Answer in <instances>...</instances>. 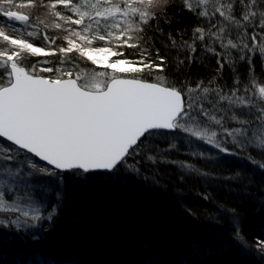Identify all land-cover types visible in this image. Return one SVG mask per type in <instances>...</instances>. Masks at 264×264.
<instances>
[{
	"label": "snow or ice",
	"instance_id": "6c2138e0",
	"mask_svg": "<svg viewBox=\"0 0 264 264\" xmlns=\"http://www.w3.org/2000/svg\"><path fill=\"white\" fill-rule=\"evenodd\" d=\"M165 4L0 0V20L11 22L0 24V227L15 229L0 243L10 245L22 231L53 221L64 206L94 195L101 180L123 186L121 170L138 176L143 164H162L175 167L181 181L220 179L172 156L218 160L200 145L264 171V77L254 74L252 63L259 54L264 66V0H183L204 23L188 39L186 31H177L179 40L167 34L164 47L177 53V70L193 63L199 48L216 58L219 72L231 69L230 86L215 76L194 86L169 80L168 56L157 49L153 59L144 46L152 40L147 31L155 27L156 10ZM238 62L249 65L243 80ZM242 172L223 179L244 183ZM70 179L77 182L71 193ZM203 198L211 197L205 192ZM217 207L228 213L233 241L264 258V239L249 244L236 210ZM72 219L82 222L78 215ZM209 222L219 218L210 215ZM27 234L41 239L37 232ZM158 238L165 240L163 233ZM139 243L142 250L152 244ZM187 247L193 254L216 252L210 237Z\"/></svg>",
	"mask_w": 264,
	"mask_h": 264
},
{
	"label": "trees",
	"instance_id": "16d2710c",
	"mask_svg": "<svg viewBox=\"0 0 264 264\" xmlns=\"http://www.w3.org/2000/svg\"><path fill=\"white\" fill-rule=\"evenodd\" d=\"M156 11L157 18L152 22L155 27L147 31L152 40L144 46L150 48L153 59L157 49L168 56L169 80H187L194 86L199 80L206 82L215 76L220 84L230 86L233 72L227 65L219 72L211 54L198 48L196 60L191 64L186 61L177 70L172 60L177 53L165 49L168 33L179 40L177 31H186L184 38L188 39L193 27L204 23L184 7L183 0H167ZM4 23L11 24L0 20V24ZM252 63L254 74L264 77L259 54L254 55ZM235 69L242 80L248 77L246 62H238ZM200 149L214 153L218 160L205 162L175 153L172 156L192 160L220 179L202 181L190 177L181 181L175 167L162 164H143L138 176L121 170L125 177L123 186L112 187L106 179L101 180L94 195L76 206H64L53 221H42L38 228L22 231L10 245L0 243V264H41L42 260L50 264H264L259 253L245 252L233 241L235 229L228 213L217 207L236 210L249 244L257 238L264 239V171L246 160L216 153L206 145H200ZM236 169H243L244 183L223 179ZM66 183L71 193L77 182L70 179ZM205 192L210 199L203 198ZM73 215L82 222L74 223ZM210 215L218 217L219 223L209 222ZM29 231L37 232L41 239L31 240ZM161 233L165 236L163 242L158 238ZM3 235H15V229L0 227V236ZM205 237L213 240L215 254H193L188 250L190 241ZM141 239L150 240L151 247L145 244L142 250Z\"/></svg>",
	"mask_w": 264,
	"mask_h": 264
}]
</instances>
